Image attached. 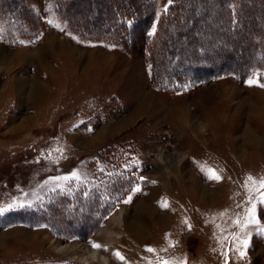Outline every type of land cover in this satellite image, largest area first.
I'll return each mask as SVG.
<instances>
[{
	"label": "rangeland",
	"instance_id": "obj_1",
	"mask_svg": "<svg viewBox=\"0 0 264 264\" xmlns=\"http://www.w3.org/2000/svg\"><path fill=\"white\" fill-rule=\"evenodd\" d=\"M84 1L65 0L60 15L57 0H29L30 12L21 1L11 19L0 0V264H99L82 258L87 247L105 264H264V69L191 74L187 64L249 60L226 52L223 25L210 20L221 9L208 0L207 21L184 27L183 39L168 30L150 59L173 0H154L129 44L81 37L72 21L97 27L112 4H148ZM192 34L205 55L185 45ZM141 204L168 218H138ZM135 219L140 240L123 226Z\"/></svg>",
	"mask_w": 264,
	"mask_h": 264
},
{
	"label": "trees",
	"instance_id": "obj_2",
	"mask_svg": "<svg viewBox=\"0 0 264 264\" xmlns=\"http://www.w3.org/2000/svg\"><path fill=\"white\" fill-rule=\"evenodd\" d=\"M6 1L8 2V5L6 11L3 13L8 18L13 19V17H16V9L23 4L24 7L27 8L26 10L24 8L25 12L28 10L30 12L31 6L29 5V0ZM64 1L65 0H57L55 3L59 15L65 12L64 7H66V4ZM92 1L93 0H91V2ZM136 1H142V3H146L148 5L147 7L140 8L128 6L125 9L123 6H115L114 8L115 4H112L111 18L106 23H101L96 27L88 20L84 19V21H81L75 19V22L72 21L71 25L75 27L77 34L79 33V36L81 37L91 36L92 38V35H103L105 37L109 36L108 38H110L112 34H116L115 36L119 37L118 39H122V41L129 44L132 41L131 33L135 31L136 27L141 24V31H144V29L148 26V21L150 24L154 15L153 10L150 11L149 14L147 13L149 9L148 6L151 7L154 4V0ZM208 1H210L212 6L219 7L221 9L218 11L219 13L216 12L210 20L213 22H220L223 25L221 27L222 29L219 28L220 30L217 32V37L219 38V41H222L229 46L227 47L228 50H226V52L230 54L237 52L243 61L246 62L247 58L249 60L246 63L243 62L244 64L242 67L226 68L224 67L225 65L222 64V66L219 65L217 68L212 70L210 69L209 71L192 63L190 65L187 64V66L191 69V74L196 75L198 80L200 79L205 82L210 80L211 77L227 72H234L237 76H242L248 71L252 72L253 70L259 68L264 69V0H225L224 3L221 0ZM241 1H243L242 5ZM84 2L88 3L86 0ZM17 3L19 5L18 7H16ZM203 3H206V0H173L166 7L161 16L162 23L165 26L162 29V31L164 30V34H156V36H153L151 40L150 38L144 36L145 39L150 40V46L148 47L150 52L148 56L149 59L154 57V55L157 54L156 52L165 49L166 45L169 44L170 37L167 35V32L170 31L168 30L174 29V32H172L173 36L180 39L183 37L182 29L184 27L191 30L194 27L196 28L198 23H204L207 21L205 14L199 12V10L203 7L201 5ZM69 5L70 3L67 6ZM11 7H14L15 9H12ZM21 10L23 9H20L19 11L21 12ZM195 11L196 13H194ZM149 15L151 16V19H149ZM144 19L145 21H143ZM245 22H247L248 25L245 26V28H242V24ZM94 24L98 25V23ZM228 42L230 44H228ZM184 43L185 45L192 46L196 52L198 51L200 54L205 55V47L202 46L200 37L197 35L192 34L191 37L186 39ZM251 55L254 56L252 61H250ZM174 60L180 61V58L175 57Z\"/></svg>",
	"mask_w": 264,
	"mask_h": 264
},
{
	"label": "bare ground",
	"instance_id": "obj_3",
	"mask_svg": "<svg viewBox=\"0 0 264 264\" xmlns=\"http://www.w3.org/2000/svg\"><path fill=\"white\" fill-rule=\"evenodd\" d=\"M139 216H138V218H141L142 217V219L145 217V218H147V219H156V221L158 222V221H160L161 223H163V221L165 220L164 218H166L167 216H162V215H160L159 213H157L155 210H153L149 205H147V204H144V205H140L139 206ZM149 217V218H148ZM137 218V217H136ZM168 218V217H167ZM141 219V220H142ZM126 220V219H125ZM124 220V217H123V215H122V213L120 214V215H118L117 216V218L115 219V223L119 226H121V224H122V222L124 223V222H126ZM135 221V222H134ZM133 221V223H131L130 225H129V223L126 225H123V226H125L127 229H128V231H131V232H133L134 234H135V237L136 238H139V240H140V238H143L144 237V234H145V227L144 226H142V224H139V222H140V219H139V222H138V220L136 221V219ZM155 221V222H156ZM159 224V223H158ZM124 227V228H125ZM105 234L107 235V236H110L111 235V233H110V231L109 232H105ZM133 234V235H134ZM147 234V233H146ZM127 237V236H126ZM142 240V239H141ZM139 242V241H138ZM143 242V241H142ZM128 249V248H127ZM128 250H130V249H128ZM144 256H145V254H144ZM82 258H84V260H86L87 261V259H91V260H95V261H97L99 264H105V263H107V258L102 254V253H100V252H97V251H92L90 248H85L84 250H83V253H82ZM128 262V261H127ZM109 263V262H108ZM111 264V263H110ZM133 264V263H132Z\"/></svg>",
	"mask_w": 264,
	"mask_h": 264
},
{
	"label": "snow or ice",
	"instance_id": "obj_4",
	"mask_svg": "<svg viewBox=\"0 0 264 264\" xmlns=\"http://www.w3.org/2000/svg\"><path fill=\"white\" fill-rule=\"evenodd\" d=\"M153 31H154V29H153ZM151 34H152V33H149V35H151ZM253 83H256V81L251 80V79L248 81V84H249V85H252ZM260 86L264 87V85H260ZM210 178H216V179H219V177H218V176H215V174H213V177H210ZM249 179L251 180L252 178L249 177ZM260 186H261L262 188H264V180H261V181H260ZM261 202H264V197L261 198ZM0 211H3V209H0ZM248 212H249V219H250V221L253 222V223L258 222V221L256 220V217H255V212H256V208H255V206L251 207V208L248 210ZM237 223H239V222L237 221ZM261 231H264V229H262ZM241 244L243 245V248L246 249V248L248 247V244H249L248 239H244L243 241H241ZM94 246H97V247H98V245H94ZM149 250L151 251V249H149ZM236 250L239 251V254H240L241 257H243V256L246 254L244 251H241V250L239 249V247H237ZM117 255H118V254H117ZM164 264H167V262H164Z\"/></svg>",
	"mask_w": 264,
	"mask_h": 264
}]
</instances>
